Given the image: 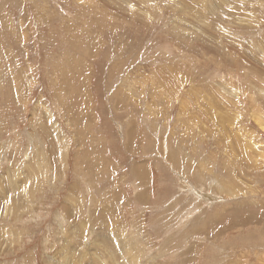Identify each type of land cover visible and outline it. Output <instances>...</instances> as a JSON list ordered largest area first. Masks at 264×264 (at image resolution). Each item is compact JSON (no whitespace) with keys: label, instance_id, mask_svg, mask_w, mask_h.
Listing matches in <instances>:
<instances>
[{"label":"rangeland","instance_id":"1","mask_svg":"<svg viewBox=\"0 0 264 264\" xmlns=\"http://www.w3.org/2000/svg\"><path fill=\"white\" fill-rule=\"evenodd\" d=\"M259 123L264 0H0V264H264Z\"/></svg>","mask_w":264,"mask_h":264},{"label":"bare ground","instance_id":"2","mask_svg":"<svg viewBox=\"0 0 264 264\" xmlns=\"http://www.w3.org/2000/svg\"><path fill=\"white\" fill-rule=\"evenodd\" d=\"M51 116V115H50ZM259 126H261L262 127V129H264V125H263V123H259ZM109 262V261H108Z\"/></svg>","mask_w":264,"mask_h":264}]
</instances>
